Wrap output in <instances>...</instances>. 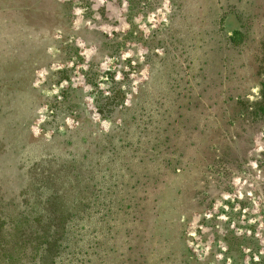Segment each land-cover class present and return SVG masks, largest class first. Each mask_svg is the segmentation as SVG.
<instances>
[{"label": "rangeland", "instance_id": "rangeland-1", "mask_svg": "<svg viewBox=\"0 0 264 264\" xmlns=\"http://www.w3.org/2000/svg\"><path fill=\"white\" fill-rule=\"evenodd\" d=\"M41 160L81 193L29 264H264V0H0L4 209Z\"/></svg>", "mask_w": 264, "mask_h": 264}, {"label": "trees", "instance_id": "trees-1", "mask_svg": "<svg viewBox=\"0 0 264 264\" xmlns=\"http://www.w3.org/2000/svg\"><path fill=\"white\" fill-rule=\"evenodd\" d=\"M79 170L70 163L50 165L42 160L27 168L12 209L0 203V264H29L38 250L56 248L67 222L77 216Z\"/></svg>", "mask_w": 264, "mask_h": 264}]
</instances>
